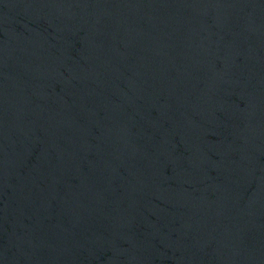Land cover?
Returning <instances> with one entry per match:
<instances>
[{
	"label": "water",
	"instance_id": "water-1",
	"mask_svg": "<svg viewBox=\"0 0 264 264\" xmlns=\"http://www.w3.org/2000/svg\"><path fill=\"white\" fill-rule=\"evenodd\" d=\"M0 264H264V0H0Z\"/></svg>",
	"mask_w": 264,
	"mask_h": 264
}]
</instances>
